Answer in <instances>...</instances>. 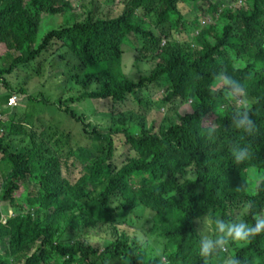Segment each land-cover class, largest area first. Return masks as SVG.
I'll list each match as a JSON object with an SVG mask.
<instances>
[{"label":"trees","instance_id":"1","mask_svg":"<svg viewBox=\"0 0 264 264\" xmlns=\"http://www.w3.org/2000/svg\"><path fill=\"white\" fill-rule=\"evenodd\" d=\"M198 1L121 0L120 14L105 17L97 13L101 5L94 0H79L80 13L72 0H0V43L12 59L10 66L0 69V84L11 94L29 93L8 77L43 58L50 65L60 63L52 65L53 74L63 70L69 83L84 87L78 96L64 100L51 98L44 87L31 92L26 96L31 108L26 106L25 114L38 104L54 105L83 123L88 142L101 131L94 126L89 132L86 114L70 106V101L109 98L107 108L118 117L100 154L82 140L73 145L70 133H59L53 124L51 137L38 136L24 126L17 107L0 122L4 130L0 204L17 208L13 216L0 212V264H227L232 257L240 264H252L257 258L264 260V233L247 244L230 243L226 251L211 257L198 255L205 215L225 220L243 216L249 224L264 217V102L260 105L259 100H264V0H246L233 10L223 5L237 0H222L221 7L214 0H202L211 3L214 18L218 16L223 24L205 26L188 41L177 39L184 32L179 3ZM105 4L112 8L116 2ZM68 14L75 17L56 21ZM196 22L202 25L199 19ZM128 43L134 46L137 67L150 60L153 67L140 70L125 89L106 91L103 77L122 65ZM234 58L248 61L242 73L235 70ZM44 68L46 64L39 62L27 77H42ZM222 74L237 81L243 74L242 83L238 81L242 103L231 97L234 92L224 85ZM164 79L169 84L161 100L167 105L162 104L165 113L155 132L147 120L156 104L150 89H160ZM93 85L95 89L88 91ZM135 102L138 109H123ZM184 104H190L192 111L181 112ZM241 109L255 124L251 135L231 123L232 114ZM134 111L141 114L136 122H132ZM213 114L216 131L209 137L205 128ZM24 136L32 138V146L28 143L29 149L15 151L8 137ZM126 145L128 162L117 165L113 161L117 149ZM233 145L247 146L249 158L233 164ZM71 162L80 168L77 179L63 174ZM86 229L106 237L93 246L83 238Z\"/></svg>","mask_w":264,"mask_h":264},{"label":"rangeland","instance_id":"2","mask_svg":"<svg viewBox=\"0 0 264 264\" xmlns=\"http://www.w3.org/2000/svg\"><path fill=\"white\" fill-rule=\"evenodd\" d=\"M101 1V0H99ZM243 1V0H242ZM73 5L75 7V11H82L79 9L77 4L79 3V0H72ZM218 4L219 7L222 6V0H214V4ZM180 4V9L182 10V13L184 15V21H183V33L181 35H176V38L179 40H186L188 41V38H190L191 35H195L199 29L204 28L202 25H213L214 23L218 22L217 19H213L212 16L216 12L214 11V8L212 9L211 3L209 1H202L199 0L197 3H192L190 5H185L182 2ZM223 6L228 7H240V2L237 0L236 2L232 1L231 3H226ZM104 7V8H103ZM219 7H217L219 9ZM103 8V9H102ZM122 6L120 0H118L117 5L113 6L112 8H107L105 6L100 7L101 11H97V13H100L102 15L113 17L120 14L122 11ZM80 15V14H78ZM75 16L72 14H68L66 17H58L56 18V21L59 23H62L67 20L73 19ZM203 23L198 24L195 23V20H198ZM218 25H222L223 23H217ZM170 24L167 25V27ZM172 27V26H171ZM213 38V35L209 36V40ZM173 43V42H172ZM174 42L173 44H175ZM14 49L13 51H15ZM132 50H134V46L131 44H126L124 46V56L122 65H119L115 70L111 71L108 74L104 75V89L106 91H118L121 89H125L127 87V81L133 80L134 78L137 79L138 75L140 74V70L144 69H152L153 62L150 60V62L141 61L139 66L137 67L135 63V55H133ZM9 49L6 48V46L3 43H0V69L6 68L12 64V59L5 54L8 53ZM50 56V54H49ZM235 59V58H234ZM39 62L45 63L46 68L43 69L42 77H33L32 79L28 78V74H33L34 70L37 68ZM50 61H44L43 58H41L39 61L30 64L29 66H22L17 70V73H14L13 75L8 77V80L11 82V84H15L19 87H25L27 90V94H18V100H17V108L19 114L22 116L24 121V126H27L28 128H32L33 131L37 133L38 136H43L48 139L52 136L53 131L51 130V127L57 128V130L60 131L64 130L66 133H70L71 136V143L74 145L76 142L79 143L80 140L84 141L85 145L87 144V147L90 148V150L95 154H100V151L103 150L106 146V144L109 143V131L112 125H115V123H118V117H113L111 109L107 108L109 105V98L108 99H85L83 101H70L69 105L76 108L78 111H80L83 114H86V123L89 122L91 125L88 127V131H93V127L95 126L96 131H101L99 134H94L92 137L93 139L89 142L86 140V134L84 132V126L83 123L75 121L73 118H71L69 115L65 114L64 112L59 111L54 107V105L44 106L42 104H38L37 108H35L32 113L25 114L24 110L27 108H31L28 106L29 102L26 100V96L30 94L31 92H37L40 89H47L49 94H51V98H58L61 97L62 100L67 99L68 97H76L78 96L82 90L84 89L83 86L74 85L69 83L66 79L67 77H63V73L59 70H55L54 74L52 73L54 70H51L52 65L59 67L60 63L55 62L52 65H50ZM240 65H243L241 62H236L235 66L239 67ZM149 70V71H150ZM18 74H20L18 78ZM30 76V75H29ZM169 84V81L167 79H164L162 81V85L160 89H150V95L152 97L156 98V104L153 105V109L151 110L150 117H148V122L152 124L151 127H154V131L157 132L159 130L160 125L162 124L161 120L164 116L165 109L167 103L162 101V98H165L166 93H164L165 89L167 88ZM44 87V88H42ZM95 85L91 87H87V90H93ZM11 95V92L8 88L4 87L2 84H0V112H9L13 107L8 105V100ZM160 98V99H159ZM158 99L160 101H158ZM158 104V106H157ZM166 104V105H162ZM158 108V109H157ZM123 109H138V104L135 103H128L125 105ZM181 112H191L192 106L190 104H184L181 106ZM133 121L136 122V118H139L141 114H137L135 111L132 112ZM1 121H5L10 117V113L3 114L0 116ZM214 115L209 116L208 123L214 122ZM53 124V126L51 125ZM3 133V132H2ZM8 135V134H6ZM9 141H12L14 143V150L18 149H25L28 143H30V146H32L33 140L32 138L27 136L24 137H8ZM118 138V136H117ZM49 141V140H48ZM53 140L49 141V144L53 143ZM129 146L126 145L122 148H118L117 151L118 154L113 158L114 163L117 165H121L125 161L128 162L129 158ZM29 149V148H27ZM1 157V155H0ZM73 162V161H72ZM72 162L70 163V166L63 169L64 176L68 175L71 176L73 179H77L79 174L78 166H73ZM3 169V167H2ZM4 171L8 172L9 169L4 168ZM2 182V178L0 176V184ZM21 196V194H18V197ZM9 206V205H6ZM5 204H0V212L1 213H8L11 214L10 216H13L17 212V208L11 207L10 209L4 208ZM4 217V216H3ZM238 219H241L239 216ZM243 219V216H242ZM5 224V223H4ZM203 224H200V229L202 230ZM142 242H146L144 235H140ZM106 237V233H101L100 231H91L86 229L83 233V238L87 240L89 243H91L93 246L99 245L100 241ZM39 244V243H38ZM236 244H241L237 242ZM57 262V258L54 257V261ZM56 264V263H53Z\"/></svg>","mask_w":264,"mask_h":264},{"label":"clouds","instance_id":"3","mask_svg":"<svg viewBox=\"0 0 264 264\" xmlns=\"http://www.w3.org/2000/svg\"><path fill=\"white\" fill-rule=\"evenodd\" d=\"M94 1L97 4H99V6L102 4V6L111 8L105 4L107 3V0H101V1L94 0ZM245 1L246 0H243V1L239 0L240 5H241L239 8L245 5ZM115 2L117 5L118 0H115ZM230 8L233 10L238 7L234 6ZM212 18L215 20L218 18V16L216 18L212 16ZM202 26L205 27L206 25H202ZM232 60H237V58L232 59ZM236 62H241L243 64V65H240L239 67L235 66L236 68L235 70L241 73L249 64L248 61H246L245 59H240V60H237ZM113 70H115V68ZM254 76H255L254 80H252L253 86L256 85L257 79H258L256 74H254ZM221 78L223 80L224 85L234 92V94L231 95V97L237 98V102L242 103L241 97L243 93L240 92L241 85L239 82L242 83L244 79L243 74L240 76L238 80L239 82L233 79L232 77L228 76L227 74H222ZM251 83L252 82L250 81L249 84ZM17 100H18V94H11L8 100V105L13 108L17 107L18 105ZM259 100H260V105H261V103L264 102V100L262 99H259ZM8 113L11 114L10 111L9 112L1 111L0 116L3 114H8ZM214 117L216 116L214 115ZM0 122L2 123L4 122V120L1 121V117H0ZM231 123L237 130H241L245 134H248V135H251L256 131L255 124L250 118L249 113L246 109H241V110L234 112L231 117ZM212 124H215V118H214V122L212 123L209 122L208 126L205 128V135L209 137L212 136L216 131L215 128L212 126ZM3 134H4V130L2 128V125L0 124V137ZM249 155H250V152L247 146L233 145L231 147L230 156H231V160L233 164L238 165L246 161L249 158ZM202 224H203V228L200 231L202 234L200 236V239L198 240V255L202 258L211 257L217 254L221 249L226 251L227 249L225 246L230 243L239 242V243L247 244L254 237L258 236L261 233H264V217H258L256 218L255 223L249 224L246 220L242 218L225 220V219L209 217L205 215L202 218ZM227 264H240V260L238 258L232 257L227 260ZM252 264H264V260L257 258L256 260L252 261Z\"/></svg>","mask_w":264,"mask_h":264}]
</instances>
